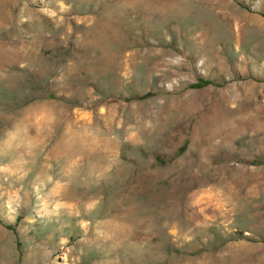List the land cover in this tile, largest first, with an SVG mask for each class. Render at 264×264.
<instances>
[{
    "label": "rangeland",
    "instance_id": "obj_1",
    "mask_svg": "<svg viewBox=\"0 0 264 264\" xmlns=\"http://www.w3.org/2000/svg\"><path fill=\"white\" fill-rule=\"evenodd\" d=\"M0 264H264V0H0Z\"/></svg>",
    "mask_w": 264,
    "mask_h": 264
}]
</instances>
